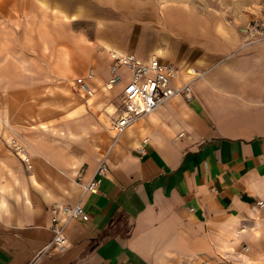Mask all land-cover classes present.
<instances>
[{"label":"crops","instance_id":"crops-1","mask_svg":"<svg viewBox=\"0 0 264 264\" xmlns=\"http://www.w3.org/2000/svg\"><path fill=\"white\" fill-rule=\"evenodd\" d=\"M221 3H0V264H31L65 223L53 206L76 203L90 219L67 224L68 249L40 264H264V40L246 46L241 32L264 0ZM112 52L170 63L179 84L198 75L192 99L115 142ZM91 69L94 99L75 83ZM107 153L99 191L84 193Z\"/></svg>","mask_w":264,"mask_h":264},{"label":"built area","instance_id":"built-area-1","mask_svg":"<svg viewBox=\"0 0 264 264\" xmlns=\"http://www.w3.org/2000/svg\"><path fill=\"white\" fill-rule=\"evenodd\" d=\"M245 45H251L264 40V19L255 18L246 26L241 28ZM112 63L110 65V78L106 85L108 90L124 86V111L113 122L111 130L117 142L119 138L134 124L141 119L153 114L166 103L177 96H184L188 100L192 99V84L198 79V75L187 81L185 84L177 83L179 70L167 62L152 61L146 63L134 54L121 55L116 52L111 53ZM191 75V73H190ZM95 77V71L89 70L86 77H80L75 83L81 95L85 98L95 96V91L90 86L89 81ZM5 125L4 118L0 115V129ZM10 147L14 153L31 167V157L25 141L20 136H14ZM143 151V150H142ZM109 153H107L99 163L94 176L89 182L83 185L84 193L99 191L103 179L109 173L108 163ZM82 180V175H78ZM260 206H264L263 201H259ZM54 214L62 213L65 216V223H60L57 218L52 226L53 239L40 252H38L31 264H40L47 256L61 254L69 247V240L66 234V225L73 220L82 219L88 221L89 214L85 211L81 203L74 205H57L52 208ZM249 248L245 247L247 251ZM207 264V263H206Z\"/></svg>","mask_w":264,"mask_h":264},{"label":"rangeland","instance_id":"rangeland-1","mask_svg":"<svg viewBox=\"0 0 264 264\" xmlns=\"http://www.w3.org/2000/svg\"><path fill=\"white\" fill-rule=\"evenodd\" d=\"M5 2L6 0H0V3L1 2ZM7 1H12L13 3H16L18 2L19 4H26L28 3L29 0H7ZM162 3L164 4H174V3H182V4H185V5H194V6H199V7H202V8H206L208 7V2H213L217 5H220L221 6V0H160ZM71 96L73 98H76L78 97V94H72V92H70ZM94 97L90 98V99H94ZM111 98L114 99H119V93L118 92H115L114 94H112ZM78 100V98H76ZM84 101L87 103L89 100H85Z\"/></svg>","mask_w":264,"mask_h":264},{"label":"bare ground","instance_id":"bare-ground-1","mask_svg":"<svg viewBox=\"0 0 264 264\" xmlns=\"http://www.w3.org/2000/svg\"><path fill=\"white\" fill-rule=\"evenodd\" d=\"M11 129H12V128H11ZM254 231H255V233H256L257 235H260V225H259V224L256 226V228L254 229Z\"/></svg>","mask_w":264,"mask_h":264}]
</instances>
